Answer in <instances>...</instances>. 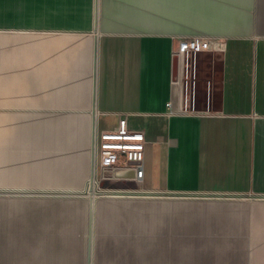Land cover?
I'll return each mask as SVG.
<instances>
[{"label": "crops", "instance_id": "1", "mask_svg": "<svg viewBox=\"0 0 264 264\" xmlns=\"http://www.w3.org/2000/svg\"><path fill=\"white\" fill-rule=\"evenodd\" d=\"M263 47L264 0H0V264H264ZM126 114L155 194L22 196L84 190Z\"/></svg>", "mask_w": 264, "mask_h": 264}, {"label": "built area", "instance_id": "2", "mask_svg": "<svg viewBox=\"0 0 264 264\" xmlns=\"http://www.w3.org/2000/svg\"><path fill=\"white\" fill-rule=\"evenodd\" d=\"M210 41L201 40L197 37L182 38L176 53L179 59L186 57L190 60L191 54L210 48ZM147 139L146 132L142 128L132 127L130 116L119 115L115 125L106 128H100L96 120L92 130V185L94 182L101 187V181L115 180L119 176V169L132 170L133 177H130L143 192H126L131 188H103L104 195H152L156 192H150L143 188L145 176V149ZM122 157L124 158L123 162ZM91 177V176H90ZM89 182V181H87ZM86 182V186H87ZM100 196V195H99ZM98 196V197H99ZM103 196V195H102Z\"/></svg>", "mask_w": 264, "mask_h": 264}, {"label": "rangeland", "instance_id": "3", "mask_svg": "<svg viewBox=\"0 0 264 264\" xmlns=\"http://www.w3.org/2000/svg\"><path fill=\"white\" fill-rule=\"evenodd\" d=\"M16 37V36H15ZM35 37H43V35H33V34H21V45H22V51H21V59H22V74H25V71L28 70L29 67V58L33 57L34 54L30 53L28 51V45L30 44V41L32 38ZM262 50V51H261ZM261 53H264V47L261 48ZM31 54V55H30ZM23 76V75H22ZM24 78V77H22ZM35 110L32 106L29 104V99L27 97V92L22 90V99H21V122H22V136L26 133H28V128L32 127L34 128L39 119L41 117H44L42 114H36L34 113ZM28 122H31V125L28 124ZM100 128L106 127V120L102 118L100 120ZM124 158L122 157L123 162ZM101 187L109 189V188H131V189H139L138 185L135 187V182L133 181H125L123 179H115V180H105L103 179L101 181ZM32 190H21L22 196L26 195V197L30 194H51V195H58V194H85L88 197L90 196L87 192L84 190H34V188H31ZM50 191V192H49ZM52 191V192H51ZM73 192V193H72ZM80 192V193H79ZM58 193V194H56Z\"/></svg>", "mask_w": 264, "mask_h": 264}, {"label": "bare ground", "instance_id": "4", "mask_svg": "<svg viewBox=\"0 0 264 264\" xmlns=\"http://www.w3.org/2000/svg\"><path fill=\"white\" fill-rule=\"evenodd\" d=\"M92 175H91V177L89 178V182H87V186H86V188H85V192H87L91 197H93V198H97L98 196H99V194H101L103 191H106V190H101V189H103V188H99L98 187V184H96L95 182H94V184L92 185ZM19 191V190H18ZM25 191V190H24ZM50 192V191H49ZM52 192V191H51ZM126 192H130V193H139V192H143V191H141V190H138V189H131V190H128V191H126ZM14 193H16V192H14ZM66 193V192H65ZM64 193V194H65ZM73 193V192H72ZM80 193V192H79ZM56 194H58V193H56ZM132 196V195H131ZM143 196V195H142ZM148 196V195H147ZM155 196V195H154ZM89 198V197H88ZM95 200V199H94ZM93 200V201H94ZM95 202V201H94ZM93 208H95V207H93ZM92 208V209H93ZM93 211H95V210H93ZM94 215V214H93Z\"/></svg>", "mask_w": 264, "mask_h": 264}, {"label": "water", "instance_id": "5", "mask_svg": "<svg viewBox=\"0 0 264 264\" xmlns=\"http://www.w3.org/2000/svg\"><path fill=\"white\" fill-rule=\"evenodd\" d=\"M179 57L177 56V57H175L174 58V69H175V72H178V68H179ZM95 122H96V116H94V124H95ZM92 172H93V170H92ZM137 186V184L135 183V187ZM105 194V192H102L101 194H99L100 196H102V195H104ZM91 197V196H90ZM94 199H96V198H93V197H91V204H92V206H93V200Z\"/></svg>", "mask_w": 264, "mask_h": 264}]
</instances>
